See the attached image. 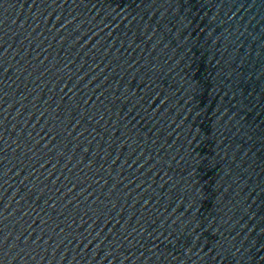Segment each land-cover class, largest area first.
<instances>
[{"label": "water", "instance_id": "obj_1", "mask_svg": "<svg viewBox=\"0 0 264 264\" xmlns=\"http://www.w3.org/2000/svg\"><path fill=\"white\" fill-rule=\"evenodd\" d=\"M57 264H264V0H0Z\"/></svg>", "mask_w": 264, "mask_h": 264}]
</instances>
